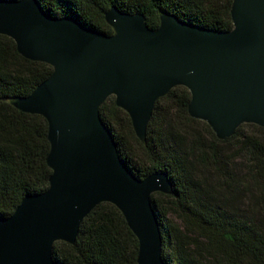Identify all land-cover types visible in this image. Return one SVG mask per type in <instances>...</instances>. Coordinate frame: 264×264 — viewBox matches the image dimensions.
Masks as SVG:
<instances>
[{
  "label": "water",
  "instance_id": "water-1",
  "mask_svg": "<svg viewBox=\"0 0 264 264\" xmlns=\"http://www.w3.org/2000/svg\"><path fill=\"white\" fill-rule=\"evenodd\" d=\"M230 16L232 30L217 32L160 11L159 26L150 29L143 15L112 7L108 36L52 18L36 0H0V35L24 59L52 68L30 95L3 99L46 120L52 174L46 191L0 219V264H55L53 245H74L81 223L102 203L115 206L136 237L137 264H164L151 196L173 195V186L165 174L141 180L129 171L99 109L114 97L145 145L156 101L184 87L189 116L218 140L243 124L264 128V0H232Z\"/></svg>",
  "mask_w": 264,
  "mask_h": 264
},
{
  "label": "trees",
  "instance_id": "trees-1",
  "mask_svg": "<svg viewBox=\"0 0 264 264\" xmlns=\"http://www.w3.org/2000/svg\"><path fill=\"white\" fill-rule=\"evenodd\" d=\"M36 1L52 18H72L108 36L113 31L105 14L112 7L143 15L150 29L159 26L160 11L208 30L233 28L232 0ZM51 73L49 65L24 59L14 41L0 35V219L9 218L24 197L46 191L52 174L46 120L3 99L30 95ZM190 99L186 88L175 87L156 101L145 145L114 97L99 115L135 177L161 173L173 186V195L151 196L164 264H264V128L243 124L220 141L208 124L189 116ZM137 254L136 237L109 203L83 220L74 245L52 247L55 264H137Z\"/></svg>",
  "mask_w": 264,
  "mask_h": 264
},
{
  "label": "rangeland",
  "instance_id": "rangeland-1",
  "mask_svg": "<svg viewBox=\"0 0 264 264\" xmlns=\"http://www.w3.org/2000/svg\"><path fill=\"white\" fill-rule=\"evenodd\" d=\"M171 222H173L174 225H177V221L173 218H170Z\"/></svg>",
  "mask_w": 264,
  "mask_h": 264
}]
</instances>
